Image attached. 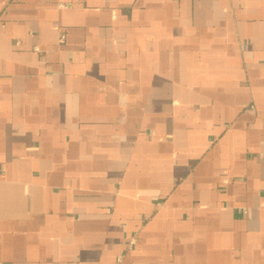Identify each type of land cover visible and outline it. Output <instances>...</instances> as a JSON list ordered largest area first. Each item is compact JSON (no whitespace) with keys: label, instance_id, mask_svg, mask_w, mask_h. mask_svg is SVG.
<instances>
[{"label":"crops","instance_id":"0c3cea01","mask_svg":"<svg viewBox=\"0 0 264 264\" xmlns=\"http://www.w3.org/2000/svg\"><path fill=\"white\" fill-rule=\"evenodd\" d=\"M0 264H264V0H0Z\"/></svg>","mask_w":264,"mask_h":264},{"label":"built area","instance_id":"2783aa9c","mask_svg":"<svg viewBox=\"0 0 264 264\" xmlns=\"http://www.w3.org/2000/svg\"><path fill=\"white\" fill-rule=\"evenodd\" d=\"M61 40H63V39H61Z\"/></svg>","mask_w":264,"mask_h":264}]
</instances>
